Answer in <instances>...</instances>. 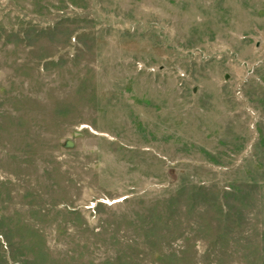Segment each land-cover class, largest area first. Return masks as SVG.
Instances as JSON below:
<instances>
[{
	"label": "rangeland",
	"instance_id": "1",
	"mask_svg": "<svg viewBox=\"0 0 264 264\" xmlns=\"http://www.w3.org/2000/svg\"><path fill=\"white\" fill-rule=\"evenodd\" d=\"M0 264H264V0H0Z\"/></svg>",
	"mask_w": 264,
	"mask_h": 264
}]
</instances>
